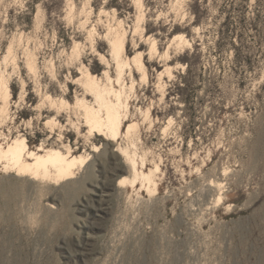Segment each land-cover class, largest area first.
<instances>
[{"label":"rangeland","instance_id":"rangeland-1","mask_svg":"<svg viewBox=\"0 0 264 264\" xmlns=\"http://www.w3.org/2000/svg\"><path fill=\"white\" fill-rule=\"evenodd\" d=\"M18 138L87 163L0 162V264H264V0H0Z\"/></svg>","mask_w":264,"mask_h":264},{"label":"bare ground","instance_id":"bare-ground-1","mask_svg":"<svg viewBox=\"0 0 264 264\" xmlns=\"http://www.w3.org/2000/svg\"><path fill=\"white\" fill-rule=\"evenodd\" d=\"M140 66L143 67L141 64ZM91 86L92 89L95 88L93 83ZM89 119V123H91L92 127L97 129V135L101 136L103 121L100 119L99 115L89 112ZM108 123H114V118L111 114L108 116ZM27 148L28 146L26 145L25 139L18 138V140L7 148L0 150V162L8 160L14 163L19 168L21 173L30 174V176L34 179L40 177L42 174H49V166L51 165L57 167L60 177H67L71 174V170L78 164V162L82 165L87 163V160L85 159H79L70 154H63L57 150L47 151L44 155L32 153L34 157H29V155L27 157Z\"/></svg>","mask_w":264,"mask_h":264},{"label":"trees","instance_id":"trees-1","mask_svg":"<svg viewBox=\"0 0 264 264\" xmlns=\"http://www.w3.org/2000/svg\"><path fill=\"white\" fill-rule=\"evenodd\" d=\"M193 12L195 13V17H196V20H195V23H198L200 21V16L198 14V10L196 8L193 7ZM187 62V67L188 69L190 70L191 69V66L192 64L188 61V60H185Z\"/></svg>","mask_w":264,"mask_h":264}]
</instances>
